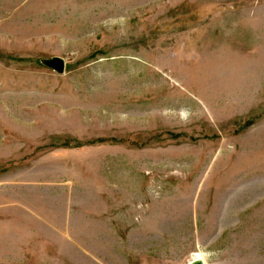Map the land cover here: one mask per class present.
I'll return each mask as SVG.
<instances>
[{
    "label": "rangeland",
    "instance_id": "rangeland-1",
    "mask_svg": "<svg viewBox=\"0 0 264 264\" xmlns=\"http://www.w3.org/2000/svg\"><path fill=\"white\" fill-rule=\"evenodd\" d=\"M195 253L264 264V0H0V264Z\"/></svg>",
    "mask_w": 264,
    "mask_h": 264
},
{
    "label": "water",
    "instance_id": "water-1",
    "mask_svg": "<svg viewBox=\"0 0 264 264\" xmlns=\"http://www.w3.org/2000/svg\"><path fill=\"white\" fill-rule=\"evenodd\" d=\"M40 61L59 74H62L65 70L66 61L62 56L54 55L49 58H42ZM188 264H203V260L193 258L188 262Z\"/></svg>",
    "mask_w": 264,
    "mask_h": 264
},
{
    "label": "bare ground",
    "instance_id": "bare-ground-1",
    "mask_svg": "<svg viewBox=\"0 0 264 264\" xmlns=\"http://www.w3.org/2000/svg\"><path fill=\"white\" fill-rule=\"evenodd\" d=\"M192 258H196V259L199 258V259H202V257H201L199 254H196V253L193 254ZM202 260H203V259H202Z\"/></svg>",
    "mask_w": 264,
    "mask_h": 264
}]
</instances>
